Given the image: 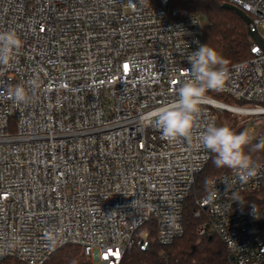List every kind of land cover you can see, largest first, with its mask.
<instances>
[{"label":"built area","instance_id":"built-area-1","mask_svg":"<svg viewBox=\"0 0 264 264\" xmlns=\"http://www.w3.org/2000/svg\"><path fill=\"white\" fill-rule=\"evenodd\" d=\"M224 3L250 17V32L264 26V0ZM203 28V16L171 0H0V32L22 41L0 65V262L45 264L75 245L94 264H120L135 249L171 245L213 154L200 146L206 127L225 111L257 117L260 132L249 122L246 133L264 143V48L255 42L253 58L228 66L224 87L205 94L189 139L169 143L142 121L179 99ZM17 85L27 104L9 97ZM253 167L247 182L238 170L213 179L218 198L196 201L206 217L198 235H217L231 264H264V209L247 199L264 188V165Z\"/></svg>","mask_w":264,"mask_h":264},{"label":"trees","instance_id":"trees-1","mask_svg":"<svg viewBox=\"0 0 264 264\" xmlns=\"http://www.w3.org/2000/svg\"><path fill=\"white\" fill-rule=\"evenodd\" d=\"M172 7L185 9L192 15L204 18L202 44L216 50L231 66L253 58L251 52L254 41L249 35L246 23L234 11L222 8L224 0H171ZM227 101L230 104L231 100ZM242 105L243 103H239ZM233 105V104H230ZM232 113L223 112L217 126L226 125L234 132H246L245 124L239 123V118ZM244 152L249 156L253 166L264 165V143L251 142L245 146ZM215 154L205 169L196 177L183 208L184 234L173 244L163 246L155 243L149 251L135 249L127 252L120 264H231L230 256L224 242L215 234L209 232L200 237L198 227L203 225L206 217L196 204V201L209 192L210 182L229 173L233 169L217 167L213 160ZM247 199L261 209H264V188L250 193ZM201 216L196 217V212ZM153 236L155 232L153 231ZM0 264H24L15 259H5ZM45 264H94L91 259L82 254L79 246L67 245L54 253Z\"/></svg>","mask_w":264,"mask_h":264},{"label":"clouds","instance_id":"clouds-1","mask_svg":"<svg viewBox=\"0 0 264 264\" xmlns=\"http://www.w3.org/2000/svg\"><path fill=\"white\" fill-rule=\"evenodd\" d=\"M21 46L22 41L14 30L0 32V65L9 64L14 50ZM188 62L191 65L190 78L184 80L177 89L179 99L141 117L143 122L154 124L161 131V138L169 143L191 137L193 128L198 124L199 106L205 94L209 90L222 89L228 80L227 61L206 44H199L189 55ZM31 85L38 86L35 80ZM9 97L17 104H27L30 100L23 85H17ZM251 139L246 132L237 134L228 126H217L213 122L201 134L199 142L203 149L215 154L213 163L217 167L238 170L240 180L247 182L256 175V169L244 152ZM205 198L211 203L218 198V192H209Z\"/></svg>","mask_w":264,"mask_h":264},{"label":"rangeland","instance_id":"rangeland-1","mask_svg":"<svg viewBox=\"0 0 264 264\" xmlns=\"http://www.w3.org/2000/svg\"><path fill=\"white\" fill-rule=\"evenodd\" d=\"M259 33L262 36V38L264 39V26H260L259 27ZM210 96L215 98L218 101L229 103L227 101V98L225 96L221 95V94H210ZM230 104L237 105V106H243V107H253L254 106V105H249V104L240 105L239 103H235V102H231ZM222 114L223 113H219V115H218L219 118L222 117ZM232 117L240 119V120H238L239 121L238 124L243 122L244 124L247 125L249 122H251L250 130H252L251 131V135L252 136H256L261 130V127L254 126L253 123H252L253 120L257 119V117L244 118V117H240V116H237V115H234V114L232 115Z\"/></svg>","mask_w":264,"mask_h":264},{"label":"water","instance_id":"water-1","mask_svg":"<svg viewBox=\"0 0 264 264\" xmlns=\"http://www.w3.org/2000/svg\"><path fill=\"white\" fill-rule=\"evenodd\" d=\"M222 8L226 10L234 11L240 18L243 19V21L246 23L247 26L251 24L250 17L245 12H243L241 9L233 5H230L228 3H224L222 5ZM249 35L255 43H257L260 47L264 48V39L261 37L259 32L253 33L249 31Z\"/></svg>","mask_w":264,"mask_h":264},{"label":"snow or ice","instance_id":"snow-or-ice-1","mask_svg":"<svg viewBox=\"0 0 264 264\" xmlns=\"http://www.w3.org/2000/svg\"><path fill=\"white\" fill-rule=\"evenodd\" d=\"M125 67H127V66H125Z\"/></svg>","mask_w":264,"mask_h":264}]
</instances>
